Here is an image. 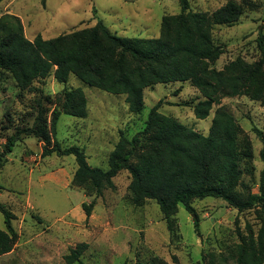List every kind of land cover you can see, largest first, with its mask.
Segmentation results:
<instances>
[{"label":"rangeland","instance_id":"rangeland-1","mask_svg":"<svg viewBox=\"0 0 264 264\" xmlns=\"http://www.w3.org/2000/svg\"><path fill=\"white\" fill-rule=\"evenodd\" d=\"M228 1L243 7L241 18L231 25H218L212 39L222 53L211 67L221 70L241 58L248 63L260 60L257 45L264 34V0H189L192 12H213ZM181 13L180 0H1L0 18L18 17L27 39L38 34L52 39L101 21L121 37L158 38L164 16ZM81 88L87 98V117L62 114L56 139L62 147L78 146L89 165L106 170L108 158L121 132L131 140L142 131L150 110L162 101L158 112L207 135L215 111L222 107L240 125L253 150V175L243 182L257 193L263 163L262 142L254 128L264 133V104L249 96L227 97L215 105L208 118L199 120L193 107L201 99L190 82L158 84L144 90V109L131 113L126 95H113L87 86L75 76L66 84L53 75L34 81L22 91L12 74L0 70V156L7 140L18 130L31 127L38 116L50 126L52 113L59 108L65 89ZM43 141L22 136L0 165V203L15 215L13 226L18 238L10 253L0 256V264H67L64 256L77 244L86 243L80 262L74 264H139L159 257L168 264H219L231 259L240 243L238 229L246 224L257 231L254 210L238 213L219 198L192 201L194 213L180 204L169 230L154 200L135 207L130 198L128 171L113 179L114 189L97 196L72 184L77 163L73 155L42 157ZM95 205L90 217L82 204ZM195 214V217H193ZM199 220L195 231L194 220ZM5 230L0 212V231Z\"/></svg>","mask_w":264,"mask_h":264},{"label":"trees","instance_id":"trees-1","mask_svg":"<svg viewBox=\"0 0 264 264\" xmlns=\"http://www.w3.org/2000/svg\"><path fill=\"white\" fill-rule=\"evenodd\" d=\"M1 1V0H0ZM181 13L164 16L158 38H128L112 33L101 21L52 39L38 34L26 38L21 20L10 14L0 18V70L12 74L20 90L30 89L34 81L53 75L60 84L75 76L87 86L113 95H126L131 113L144 109V90L158 84L190 82L201 99L193 107L199 120L209 117L222 99L247 95L264 104V34L257 38L259 61L248 63L237 58L217 70L211 64L222 51L212 39L218 25L236 23L243 7L228 1L213 12L190 11L189 0H180ZM159 101L149 112L142 131L129 140L122 132L108 158L106 170L89 165L85 151L78 146L62 147L56 139L57 123L62 114L87 117V98L81 88L65 89L59 108H55L50 126L38 116L31 127L11 136L0 156L3 165L22 136L43 141L42 157L73 155L77 169L72 184L97 196L114 189L113 179L123 170L131 177V202L140 207L154 200L169 230L182 204L194 213L193 200L219 198L238 213L254 210L260 223L255 231L247 223L245 233L238 229L240 243L232 251L234 264H264V133L254 128L262 142L258 192L243 182L253 175L252 144L235 117L222 107L214 114L207 135L176 119L158 112ZM95 202L83 203L90 217ZM5 230L0 231V256L10 253L18 234L13 226L15 215L0 203ZM199 220H194L199 233ZM87 244H77L64 256L67 264L80 262ZM223 258L219 264H232ZM82 264V263H81ZM127 264V262L123 263ZM139 264H168L153 257Z\"/></svg>","mask_w":264,"mask_h":264},{"label":"water","instance_id":"water-1","mask_svg":"<svg viewBox=\"0 0 264 264\" xmlns=\"http://www.w3.org/2000/svg\"><path fill=\"white\" fill-rule=\"evenodd\" d=\"M193 217H195V214H193Z\"/></svg>","mask_w":264,"mask_h":264}]
</instances>
